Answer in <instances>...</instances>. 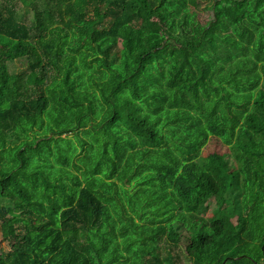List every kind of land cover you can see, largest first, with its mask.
<instances>
[{
    "label": "trees",
    "instance_id": "trees-1",
    "mask_svg": "<svg viewBox=\"0 0 264 264\" xmlns=\"http://www.w3.org/2000/svg\"><path fill=\"white\" fill-rule=\"evenodd\" d=\"M206 1L0 0V264H264V20Z\"/></svg>",
    "mask_w": 264,
    "mask_h": 264
},
{
    "label": "rangeland",
    "instance_id": "rangeland-1",
    "mask_svg": "<svg viewBox=\"0 0 264 264\" xmlns=\"http://www.w3.org/2000/svg\"><path fill=\"white\" fill-rule=\"evenodd\" d=\"M191 2V0H189ZM209 1H206L205 4L201 5V10L197 13L195 17L196 22H200L201 24L212 21V24L217 27V30L212 33L211 36H217L219 33V24H224V30L221 28L220 31H223V34L226 36L225 38V44L223 45V48H225L226 52H230L232 54H239L244 55L247 52V48L240 45L235 37V30L237 28L236 22L233 21V19H238L241 17L242 14H246L247 16L251 14H260L264 20V0H217L216 2V9L210 10L206 7V5H209ZM214 38V37H213ZM0 44H10V40L0 35ZM189 56H192L193 53L190 51L188 53ZM11 69L21 71L24 69V66L20 64V62H16L11 64ZM196 76H192L191 82L193 83L196 80ZM91 135L89 138L91 140H94L95 133L91 131ZM93 136V137H92ZM102 141V139L100 140ZM74 142L78 145L77 140L74 139ZM209 147H213L212 144L209 145ZM80 148V147H79ZM85 153V152H84ZM82 153V154H84ZM86 173H80V177L82 180H84ZM151 184V183H147ZM146 184V185H147ZM135 191L132 190L131 193H134ZM212 208H214L215 201L212 200L211 202ZM207 220L210 222L213 220L212 212H209L205 215ZM7 240L2 238L1 235V224H0V249H5L8 247ZM184 256V253H183ZM184 259L187 260V258L184 256ZM188 262V260H187Z\"/></svg>",
    "mask_w": 264,
    "mask_h": 264
}]
</instances>
